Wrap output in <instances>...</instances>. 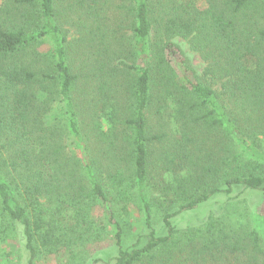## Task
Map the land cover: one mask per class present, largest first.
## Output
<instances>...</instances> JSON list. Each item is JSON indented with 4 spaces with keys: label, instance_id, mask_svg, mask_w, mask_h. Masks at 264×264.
Segmentation results:
<instances>
[{
    "label": "trees",
    "instance_id": "obj_1",
    "mask_svg": "<svg viewBox=\"0 0 264 264\" xmlns=\"http://www.w3.org/2000/svg\"><path fill=\"white\" fill-rule=\"evenodd\" d=\"M254 192L264 0H0V264H95L109 234L105 264H264Z\"/></svg>",
    "mask_w": 264,
    "mask_h": 264
},
{
    "label": "rangeland",
    "instance_id": "obj_2",
    "mask_svg": "<svg viewBox=\"0 0 264 264\" xmlns=\"http://www.w3.org/2000/svg\"><path fill=\"white\" fill-rule=\"evenodd\" d=\"M176 43L180 46V48L183 50V52L188 57L193 69L195 72L200 76V78L206 83H210L212 86H217L216 83H214V80H211L208 75L204 73V69L206 66L205 61L201 58L200 54L192 49L189 45V43L182 39V38H176ZM160 150H163L160 147H155L153 149L154 154H157L160 152ZM152 160H155L154 156H152ZM156 168H154L152 175H154V171ZM216 200V201H215ZM210 204L205 205L203 207L198 208L195 211L188 212L186 214L181 215L180 219H178V222L187 225V224H197L203 219L206 218L208 211L212 208H215L219 205L220 198L215 199ZM248 205L252 208H262L264 210V201L262 195L258 192H254L250 194L247 197ZM101 211L96 208L93 212L94 216H99L101 218ZM154 225L157 229L161 230V222H160V213H157L154 218ZM143 233V227L141 224V219L139 216H136L131 222V226L128 230V233L125 235L123 244L125 246L132 244L137 235ZM113 234H109V236L104 240L101 241L97 245H93L91 248V261H96L95 264H105L108 260H110L116 253V247L114 245L113 240ZM60 256L59 258L55 255H47L41 257L36 262H33V264H64V259ZM26 257L23 255L21 258L18 259L16 264H26ZM90 263V261H89Z\"/></svg>",
    "mask_w": 264,
    "mask_h": 264
}]
</instances>
